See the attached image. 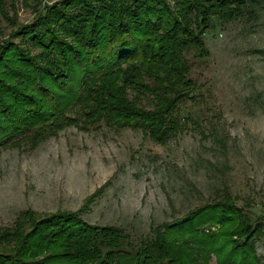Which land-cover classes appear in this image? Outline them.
Returning a JSON list of instances; mask_svg holds the SVG:
<instances>
[{
  "label": "trees",
  "instance_id": "16d2710c",
  "mask_svg": "<svg viewBox=\"0 0 264 264\" xmlns=\"http://www.w3.org/2000/svg\"><path fill=\"white\" fill-rule=\"evenodd\" d=\"M6 2L0 15L13 25ZM34 2L36 16L0 40V146L100 124L164 144L197 123L185 104L203 111L210 94L196 73L210 57L205 33L249 4L264 8V0ZM223 192L139 242L116 225L85 221L81 210H25L0 230V264H264L255 245L264 215Z\"/></svg>",
  "mask_w": 264,
  "mask_h": 264
},
{
  "label": "rangeland",
  "instance_id": "374dc122",
  "mask_svg": "<svg viewBox=\"0 0 264 264\" xmlns=\"http://www.w3.org/2000/svg\"><path fill=\"white\" fill-rule=\"evenodd\" d=\"M6 1L14 23L0 15V40L36 16L34 0H15L14 9ZM56 1L40 0L39 7ZM204 41L210 57L196 73L210 94L203 111L185 104L197 123L164 144L139 129L100 124L70 125L35 145L25 139L0 146V230L25 210H81L85 221L116 225L139 242L223 188L240 208L264 215V8L249 4ZM255 245L264 260V236Z\"/></svg>",
  "mask_w": 264,
  "mask_h": 264
}]
</instances>
